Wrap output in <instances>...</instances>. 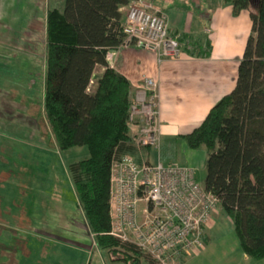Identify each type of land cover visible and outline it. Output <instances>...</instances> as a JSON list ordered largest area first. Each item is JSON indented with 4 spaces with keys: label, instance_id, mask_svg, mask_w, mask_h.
I'll use <instances>...</instances> for the list:
<instances>
[{
    "label": "trees",
    "instance_id": "obj_1",
    "mask_svg": "<svg viewBox=\"0 0 264 264\" xmlns=\"http://www.w3.org/2000/svg\"><path fill=\"white\" fill-rule=\"evenodd\" d=\"M134 0H64L50 8L46 23L44 114L59 150L87 146L89 156L68 171L98 248L111 264H142L147 256L110 234V189L114 157L130 153L132 85L107 61L124 38L122 25ZM233 14L255 6L252 31L238 66L235 88L202 123L181 135L189 147H205L204 187L219 198L243 252L264 260V0H224ZM182 43V39L180 38ZM183 45L207 57L211 42ZM97 66L103 67L96 74ZM91 80L94 83L91 84ZM131 154V153H130ZM148 257V256H147ZM149 258V257H148Z\"/></svg>",
    "mask_w": 264,
    "mask_h": 264
},
{
    "label": "crops",
    "instance_id": "obj_2",
    "mask_svg": "<svg viewBox=\"0 0 264 264\" xmlns=\"http://www.w3.org/2000/svg\"><path fill=\"white\" fill-rule=\"evenodd\" d=\"M147 1L165 13L170 33L179 35L183 45L204 44L205 50L209 40L211 52L207 57H197L183 51L178 59L162 61L156 53L135 46L108 52V64L131 82L132 101L145 78L156 79L159 86L160 151L134 145L130 153L140 163L160 159L164 163L189 165L198 171L205 168L208 151L205 147H189L181 135L199 126L209 110L235 88L240 59L252 31L251 14L256 8L253 5L235 16L232 5L224 0ZM63 4L64 0H0V135L34 142L42 151L39 156L45 155L46 145L59 152L44 114V89L47 13L50 8H63ZM125 9H121L124 14ZM102 71L101 66L95 69L96 74ZM136 122L129 126L131 137L140 120ZM82 148L73 150L78 155L84 152ZM71 183L75 191L72 202L60 195H47L38 190L37 184L34 186L37 190L27 211L28 219L25 225H19L28 229L27 236L5 226L0 208V264H46L38 258L43 250L47 253L40 245L45 242L41 239L53 244L61 243L60 240L75 243L81 250L88 249V258L95 259V264H107L86 221L72 180ZM220 209L205 226L204 248L179 264H220V253L229 252L233 258L225 264H257L243 252L235 235L228 242L229 247L219 240L218 235L223 234L219 232L223 212ZM225 236L228 235H221Z\"/></svg>",
    "mask_w": 264,
    "mask_h": 264
},
{
    "label": "built area",
    "instance_id": "obj_3",
    "mask_svg": "<svg viewBox=\"0 0 264 264\" xmlns=\"http://www.w3.org/2000/svg\"><path fill=\"white\" fill-rule=\"evenodd\" d=\"M125 8L124 38L115 49L135 46L156 53L159 61L182 56L180 36L170 33L164 12L147 0H134ZM158 87L152 77L138 86L129 126L139 119L131 137L133 144L159 152ZM219 203V198L198 181L192 166L160 159L140 163L130 153L113 159L110 234L141 250L154 264H175L179 257L203 249L205 226L218 211Z\"/></svg>",
    "mask_w": 264,
    "mask_h": 264
},
{
    "label": "rangeland",
    "instance_id": "obj_4",
    "mask_svg": "<svg viewBox=\"0 0 264 264\" xmlns=\"http://www.w3.org/2000/svg\"><path fill=\"white\" fill-rule=\"evenodd\" d=\"M75 147L64 151L59 150L57 153L53 148L46 145L45 150L43 149L45 155H41L43 157L41 159L39 152L42 151L36 147L34 142L21 141L18 138L11 140L4 135H0V166H2L0 168V201L3 205L0 208L3 210L2 214L6 220L4 224L7 225L5 226L14 230V233L22 232L23 235H28V229L20 228L19 225L26 224L27 211L31 208L37 190L34 187L36 184L38 190H43L47 195H60L71 202L75 200V191L71 183L68 165L73 161L89 156L87 146H83L84 152L78 155L73 150ZM205 174V168L198 169L197 179L202 185H204ZM7 184L8 187L5 188ZM220 212H222L221 209ZM220 222L222 227L219 232L223 234H219L218 237L222 243L226 244L225 246H228V242L232 241L233 236L235 235L237 239L238 236L234 225L224 212H222ZM224 234L228 236L221 237ZM33 240L36 242L45 241L43 245L42 243L40 245L46 249L47 253L43 250V255H38L43 263L45 261L46 264H89L92 260V264H95V259H92L91 256L88 258V249H83V252L75 243L68 244L60 240L61 243H57V245L47 242V239H41V241L31 239V241ZM76 243L78 242L76 241ZM102 253L106 263L111 264L109 253L104 251ZM220 257H222V263L220 264H225L233 258V254L231 252L227 255L220 253ZM186 258L179 257L175 264H179ZM253 261L257 264H264V260ZM142 264L154 263L147 256H143Z\"/></svg>",
    "mask_w": 264,
    "mask_h": 264
}]
</instances>
